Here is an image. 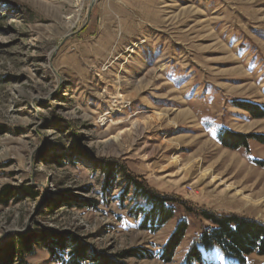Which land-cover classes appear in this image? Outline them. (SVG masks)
Instances as JSON below:
<instances>
[{"label":"rangeland","instance_id":"374dc122","mask_svg":"<svg viewBox=\"0 0 264 264\" xmlns=\"http://www.w3.org/2000/svg\"><path fill=\"white\" fill-rule=\"evenodd\" d=\"M91 1L0 0V190L14 195L0 204V254L53 229L110 255L145 253L130 264H167L161 248L185 219L168 264H187L202 210L264 222V145L217 139L220 127L264 134V118L237 104L264 105V0H97L88 19ZM111 160L178 200L158 232L139 227L121 184L103 194ZM27 260L62 264L39 247Z\"/></svg>","mask_w":264,"mask_h":264},{"label":"trees","instance_id":"16d2710c","mask_svg":"<svg viewBox=\"0 0 264 264\" xmlns=\"http://www.w3.org/2000/svg\"><path fill=\"white\" fill-rule=\"evenodd\" d=\"M237 104L255 118H264V105L251 101H240ZM217 139L222 146L234 150L248 149L251 140L264 145L263 133L245 134L227 128L219 129ZM55 161L59 165L66 162L62 159ZM258 163L264 166V162ZM101 174L103 194L113 192L115 186L121 184L119 199L124 201L127 196H131L132 205L129 212L140 220L141 229L158 232L175 217V203L178 200L150 187L143 178L132 174L123 162H105ZM13 196L10 187L6 186L0 190V204L8 205ZM93 202L81 198L77 204L83 208L92 206L95 203ZM183 204L187 211L194 212L187 203ZM53 207L55 206L49 205L50 213L53 212ZM198 217L205 219L208 225L187 250V264H216L207 262L206 254L212 252L227 257L231 264H248V257L253 254L264 256V222L234 212L220 213L210 210H202ZM188 229L187 220H178L161 248L159 258L162 262L168 264L174 261ZM37 247L47 249L52 261L62 264H130L127 261L129 258L145 256V253L135 248L110 255L96 251L80 238H73L53 229H42L40 233L19 234L0 254V264H31L27 259L36 254ZM261 264H264V261Z\"/></svg>","mask_w":264,"mask_h":264},{"label":"water","instance_id":"95a60500","mask_svg":"<svg viewBox=\"0 0 264 264\" xmlns=\"http://www.w3.org/2000/svg\"><path fill=\"white\" fill-rule=\"evenodd\" d=\"M96 1H97V0H92V1H91V5H90V9H89L88 19H89L90 15H91V10H92L93 5L95 4ZM70 35H71V34L67 35L66 38L69 37Z\"/></svg>","mask_w":264,"mask_h":264},{"label":"bare ground","instance_id":"6f19581e","mask_svg":"<svg viewBox=\"0 0 264 264\" xmlns=\"http://www.w3.org/2000/svg\"><path fill=\"white\" fill-rule=\"evenodd\" d=\"M180 115L179 116H182V115H184L185 116V114H187L186 112H181V113H179Z\"/></svg>","mask_w":264,"mask_h":264},{"label":"crops","instance_id":"0c3cea01","mask_svg":"<svg viewBox=\"0 0 264 264\" xmlns=\"http://www.w3.org/2000/svg\"><path fill=\"white\" fill-rule=\"evenodd\" d=\"M222 127H220L219 129H221Z\"/></svg>","mask_w":264,"mask_h":264}]
</instances>
